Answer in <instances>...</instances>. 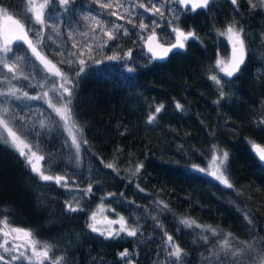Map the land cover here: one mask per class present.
Returning a JSON list of instances; mask_svg holds the SVG:
<instances>
[{
  "label": "trees",
  "instance_id": "16d2710c",
  "mask_svg": "<svg viewBox=\"0 0 264 264\" xmlns=\"http://www.w3.org/2000/svg\"><path fill=\"white\" fill-rule=\"evenodd\" d=\"M4 2L13 9L24 6L23 0ZM74 7L75 11L65 15L60 24L65 39L68 28L85 29L84 13L100 11L90 0H77ZM173 7H177L181 16L179 26L185 31H195L198 39L188 41L186 48L172 54L168 61L156 63L149 60L143 41L136 35H121L118 40L110 42L119 44V49L97 50L95 58L101 63L88 61L74 101L75 119L84 129L83 138L88 141L82 147L79 165L75 162V150H71L73 156L69 159V150L63 147V138L71 141L63 129H53L51 133L39 129L37 122L47 119V113L52 111L47 104L20 101L14 105L17 112L25 115L29 127L35 124V131L42 133L37 138L33 132L28 142L35 144L39 139L38 154L45 155L41 164L48 165L51 161L46 171L55 174L64 170H81L89 159L104 176L102 180H94L93 186L99 185L100 190H96L98 195H93L123 213L130 224L133 217L140 218L142 237H84L74 245H60L56 254L62 252L68 264H125L119 256L124 249H128L131 254L128 259L134 264H163L167 259L162 251L164 237L150 219L152 215H160L155 203L158 200L170 206L171 212L160 215V220L186 250L184 264H207L204 256L209 253L202 241H197L196 232L200 230L180 225L181 218L191 217L202 225L215 227L221 236L231 233L228 238L235 244L251 240L249 226L243 219L247 212L255 221L256 235L264 237V165L249 143L254 141L264 146V128L253 123L264 110V41L261 40L264 12L250 13L246 0H240L238 11L230 0H215L210 10L196 13H185L179 6ZM154 18L161 24L156 31L168 33L174 40L167 23L169 13L166 11L164 18L144 14L146 23ZM110 19L116 22L115 17ZM234 19L245 29L248 56L238 76L231 81L225 80L226 98L216 104L218 91L208 79V69L214 64L217 52L224 58L230 55V46L217 35V30H222ZM126 27L132 33L138 30L131 25ZM45 34L58 39L50 28L45 29ZM76 39L83 41L85 38L77 35ZM71 43V40L67 41L69 48ZM14 48L26 50L19 44ZM129 48L133 49L131 60L104 59L105 55L125 52ZM44 54L70 74L78 70V65L69 69L66 63L61 64V57L49 48L44 49ZM28 56H31L30 52ZM129 66L134 71L129 72ZM39 82L37 76L34 83ZM43 90H47V85ZM28 91L36 94L42 90L33 88ZM176 102L184 106L183 111L175 109ZM161 103L165 105L164 111L158 115L157 121L148 125L149 112ZM37 108L47 111L41 115L35 111ZM212 144L229 153L226 171L234 186L231 189L194 167L209 169ZM101 160L114 163L116 171L105 168ZM137 162H143L144 167L138 176H133L129 168L134 171ZM77 182L84 188L89 184L84 176ZM44 184L30 172L16 152L0 143V214L7 216L16 226L31 229L46 242L59 233L72 234L86 226L88 211L69 213L65 206H60L61 201L58 204L64 214L60 217L52 215L49 204L40 196L39 190ZM137 184L145 191L140 192ZM108 193L117 195L102 200ZM204 235L212 240L220 238L211 237L208 232Z\"/></svg>",
  "mask_w": 264,
  "mask_h": 264
},
{
  "label": "snow or ice",
  "instance_id": "6c2138e0",
  "mask_svg": "<svg viewBox=\"0 0 264 264\" xmlns=\"http://www.w3.org/2000/svg\"><path fill=\"white\" fill-rule=\"evenodd\" d=\"M90 2L96 5L100 11L95 14L84 13L82 19L87 22L85 29L78 31L75 28H68L67 39H65V33L60 31V24L65 15L75 11L74 6L77 0H23L24 6L15 9L4 0H0V21H2L0 23V143L16 152L40 182H53L66 191L82 192L84 197L89 198L93 193L92 183H89L86 188L79 186L73 188L76 181L66 172L53 174L45 170L51 166V161L48 165L40 163L45 161V155L38 154L39 139L35 141V144L28 142L29 136L33 132L37 138L41 137L42 133L35 131V124L29 127V121L25 119V115L15 110L14 102L43 100L47 104V108L52 111L47 113V119L37 122L39 129H47L49 133L53 129H63L71 138L70 143L67 138L62 139L63 147L69 150V159H72L73 156L71 150H75V162L79 165L82 147L87 145L88 141L83 138L84 129L75 119L74 101L88 61L91 60L96 64L102 62L95 58L97 50L119 49V44L110 42L118 40L121 35L123 37L136 35L143 41L144 48L150 54L149 60L163 61L174 50L185 49L189 40L198 39L195 31H185L179 26L178 21L181 16L177 7H173V5L179 6L185 13H196L201 9L210 10V6L215 3V0H90ZM246 2L250 13L264 12V0H246ZM230 3L237 11L239 10L240 0H230ZM166 11L169 13L170 18L167 23L174 40L170 39L168 33L156 31V28L161 27L159 19L154 18L149 23L144 20V14H149L152 17L158 15L160 18H164ZM111 17H115V21H123V23L113 22ZM126 25H131L132 28L138 30L132 33ZM48 28L52 29L58 39L45 34V29ZM77 35L85 39L78 40L76 39ZM217 35L223 37L230 46V55L224 58L217 52L214 64L210 65L208 69V79L213 82L218 91V99L214 103L219 104L226 98L225 78L231 81L241 72L242 66L246 62L249 42L246 39L244 27L235 19L227 23L222 30L218 29ZM68 40L72 41L71 48L67 45ZM261 40L264 41V33L261 34ZM132 42L136 43V41ZM17 44L26 46V50L14 48V45ZM53 45L55 47H52ZM45 48H49L60 56L61 64L66 63L69 69L74 64L78 65V70L74 74H70L62 69L44 54ZM72 49H77V51L74 52ZM28 52L31 53L30 57ZM132 53L133 49L129 48L125 52L115 51L111 55H105L104 59L127 61L132 59ZM127 70L132 72L134 68L129 66ZM221 73L223 77H221ZM37 76L40 77L38 84L34 83ZM46 85L47 90H43ZM33 88L42 91L30 94L28 89ZM49 93L54 95L50 96ZM183 108L184 106L180 102L175 103L177 111H183ZM164 109L163 103L156 105L154 110L149 112L146 123L152 125ZM35 111L44 115L47 110L37 108ZM253 123L258 128H264V110L261 111L259 119L253 120ZM249 143L259 160L264 161V146L254 141H249ZM118 151L121 150L118 149ZM210 152L212 171L206 172L205 168L194 167L200 172H206L225 187L233 188L226 171L229 153L220 149L216 144L211 145ZM101 163L105 168L116 171L114 163H105L103 160ZM134 167V171L131 168L129 171L133 176H138L144 167L143 162L135 163ZM136 187L140 192L145 191L139 184ZM116 195V193H108L101 199ZM119 195L124 196V193ZM81 199L82 197L75 195L70 196L65 201V211L69 213L83 211ZM128 203H134V201H128ZM155 203L160 215L171 212L170 206L164 201L158 200ZM99 208L102 211L104 205L101 203ZM97 215V211L90 213L87 227L92 233H97L105 239L123 238L121 234L131 238L143 236L138 216L132 218L131 224L129 218L119 213H117L116 219H109L105 216L104 222L107 227L101 229L97 227V224L100 223L97 220ZM160 215H152L150 219L164 237L162 251L167 259L163 264H184L186 250L165 229ZM0 217H2L0 218V236L3 237L0 240V264H17V262L19 264H68V259L62 252L56 254V249L60 248V245L39 239L31 229L14 225L7 216L0 214ZM243 219L249 226L251 240L238 241L235 244L228 238L232 236L231 233L221 236L217 228L202 225L191 217L181 218L179 224L187 229L200 230L196 232L197 241H202L209 253L208 256H204L207 264H264V237L256 235L255 221L250 214L245 212ZM113 225H119V228H114ZM205 232L210 233L211 237L220 238L212 240L210 236L204 235ZM130 255L128 249L119 253L125 264H134L132 260L128 259Z\"/></svg>",
  "mask_w": 264,
  "mask_h": 264
},
{
  "label": "rangeland",
  "instance_id": "374dc122",
  "mask_svg": "<svg viewBox=\"0 0 264 264\" xmlns=\"http://www.w3.org/2000/svg\"><path fill=\"white\" fill-rule=\"evenodd\" d=\"M116 23H119V22L116 21ZM51 33H52V35H54V32L52 31V29H51ZM49 95L53 96L54 94L49 93ZM33 102H39V101H33ZM41 102L45 103L43 100H41ZM14 105H16V102H14ZM212 170H213V168H212V166H210L209 169L206 170V172L212 171ZM65 172L68 174L69 177H72L75 179L76 184L73 186V188H75L76 186H79L80 188H84L81 185H79L77 182V181L81 180L82 176H84L85 179L88 180V183H92V185H93L94 180H98V179L102 180V178H104V176L102 174H100L98 172V170L95 168V165L93 164V162L89 159H87L85 161L84 167L81 170H77V171L64 170V171L60 172V174H64ZM206 172H204V173H206ZM69 183L71 184V182H69ZM96 190L99 192V190H100L99 185L93 186V193L91 194V196L89 198V197H84L82 192H78V191L69 192V191H66L65 189H63L61 187H58L53 182L52 183L48 182V184L46 183L43 186H41L39 191H40V196H41L42 200L49 204L50 212L55 217H60V216H62V214H64L63 211L61 210V207H59V204H58L59 201L62 202V205H60V206H65V201L70 196L75 195L77 197H82L81 204L84 208L83 211H88V214H87L88 217L92 211H97V213H98L97 220L100 221V223L97 224V227L104 229L107 227L106 223L104 222L105 216H107L109 219H116L117 213H119L121 215H124V214L121 213L120 211L116 210V209H115V211H112V209H114V208H111L110 206L106 205L104 202H101L98 197H95L93 194L98 195V193H96L97 192ZM73 203H75V202L73 201ZM101 203L104 205V208L102 211L99 208ZM88 223H89V219L86 221V226H83V228L81 230H76V231L72 232V234L62 232V233H59L53 239H48V240L53 244L70 246V245H74L75 243H78L84 237L85 238L86 237H94L95 239L103 238L97 233H92L87 227ZM112 227L119 228V225H113ZM121 236H123V234H121ZM2 239H3V237L0 236V240H2ZM17 264H19V262H17Z\"/></svg>",
  "mask_w": 264,
  "mask_h": 264
},
{
  "label": "water",
  "instance_id": "95a60500",
  "mask_svg": "<svg viewBox=\"0 0 264 264\" xmlns=\"http://www.w3.org/2000/svg\"><path fill=\"white\" fill-rule=\"evenodd\" d=\"M202 10V9H201ZM201 10H198V11H201ZM0 23H2V21L0 22ZM190 41V40H189ZM26 47V46H25ZM145 49V51H146V53H147V49L146 48H144ZM184 50V49H183ZM183 50H174L172 53H169V55H168V57L165 59V60H163V61H159V60H155L154 62H156V63H164V62H166V61H168V59L171 57V55L172 54H174V53H176V52H181V51H183ZM148 54V56L150 55L149 53H147ZM245 65V64H244ZM244 65L242 66V68L244 67ZM221 75H222V77H223V74L221 73ZM238 76V75H237ZM236 76V77H237ZM235 77H233L232 79H234ZM225 80H227L226 78H225ZM258 144V143H257ZM261 145V144H260ZM262 146V145H261ZM253 150V149H252ZM253 153L257 156V158L259 159V157H258V155L253 151ZM263 165H264V161H260Z\"/></svg>",
  "mask_w": 264,
  "mask_h": 264
},
{
  "label": "flooded vegetation",
  "instance_id": "af4514ba",
  "mask_svg": "<svg viewBox=\"0 0 264 264\" xmlns=\"http://www.w3.org/2000/svg\"><path fill=\"white\" fill-rule=\"evenodd\" d=\"M50 183H52V182H50Z\"/></svg>",
  "mask_w": 264,
  "mask_h": 264
}]
</instances>
